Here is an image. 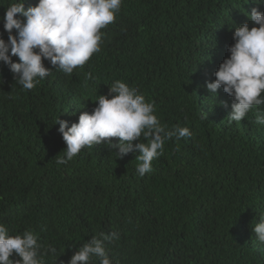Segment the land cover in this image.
I'll return each mask as SVG.
<instances>
[{"label": "trees", "instance_id": "obj_1", "mask_svg": "<svg viewBox=\"0 0 264 264\" xmlns=\"http://www.w3.org/2000/svg\"><path fill=\"white\" fill-rule=\"evenodd\" d=\"M14 2L0 0L6 41L2 18ZM253 8L264 12V0H122L100 52L71 74L44 60L50 74L26 90L0 63V224L13 236L33 232L42 264H67L112 232V264H264L253 231L264 219V125L256 123L264 105L229 123L234 98L206 87L230 56L235 28L254 26ZM117 80L153 103L162 125L188 127L191 137L166 140L143 177L140 153L119 158L105 143L57 164L67 147L57 120L70 127L92 113Z\"/></svg>", "mask_w": 264, "mask_h": 264}, {"label": "clouds", "instance_id": "obj_2", "mask_svg": "<svg viewBox=\"0 0 264 264\" xmlns=\"http://www.w3.org/2000/svg\"><path fill=\"white\" fill-rule=\"evenodd\" d=\"M121 4L122 0H39L36 6L26 9L24 0H16L2 18L9 35L6 41L0 34V63L9 67L15 81L26 90L35 88L50 74L44 60L71 74L100 52L101 30L115 21ZM18 13L22 18L17 17ZM247 14L254 26L246 22L235 28L230 56L215 72L216 79L206 85L212 93L223 88L234 98L227 116L229 123L240 122L254 106L264 105V12L253 8ZM13 56L18 61L14 62ZM88 78H92L91 73ZM110 94L100 95L93 112L81 113L78 122L70 127L69 121L57 120L58 131L67 145L57 164H67L82 149L105 143L118 149L119 158L130 152L140 153L136 171L143 177L152 171V161L163 154L166 140L191 137L188 127L169 130L162 125L154 114V104L147 102L137 88L117 80L111 85ZM256 123L264 125V113L257 114ZM142 135L148 143H134ZM253 231L264 246V219ZM118 238L116 232L102 234V238L93 236L67 264H90L93 257H98L100 264H112L105 241ZM40 249L33 232L13 236L0 224V264H42ZM56 251L51 245L46 249L53 255ZM13 254L21 259H12Z\"/></svg>", "mask_w": 264, "mask_h": 264}]
</instances>
